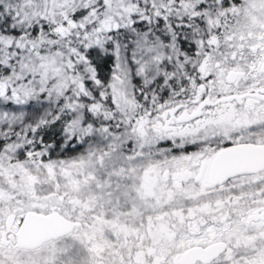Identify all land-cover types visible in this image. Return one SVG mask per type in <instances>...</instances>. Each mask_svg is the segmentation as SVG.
<instances>
[{"label":"snow or ice","instance_id":"obj_1","mask_svg":"<svg viewBox=\"0 0 264 264\" xmlns=\"http://www.w3.org/2000/svg\"><path fill=\"white\" fill-rule=\"evenodd\" d=\"M0 264H264V0H0Z\"/></svg>","mask_w":264,"mask_h":264}]
</instances>
